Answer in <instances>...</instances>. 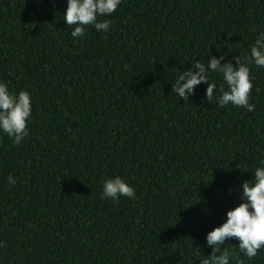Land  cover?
I'll use <instances>...</instances> for the list:
<instances>
[{"label":"trees","instance_id":"1","mask_svg":"<svg viewBox=\"0 0 264 264\" xmlns=\"http://www.w3.org/2000/svg\"><path fill=\"white\" fill-rule=\"evenodd\" d=\"M66 8L0 0V80L32 100L25 140L0 134V264H201L264 166V68L244 60L252 112L208 103L205 83L185 103L172 84L195 60L248 56L264 0H122L99 18L109 32L75 40ZM115 175L135 199H101ZM225 243L230 264H264V248L250 260Z\"/></svg>","mask_w":264,"mask_h":264},{"label":"clouds","instance_id":"2","mask_svg":"<svg viewBox=\"0 0 264 264\" xmlns=\"http://www.w3.org/2000/svg\"><path fill=\"white\" fill-rule=\"evenodd\" d=\"M122 0H67V8L63 13L64 21L72 28V38H84L89 26L97 31H110L111 20H100L114 14ZM226 55L208 56L207 63L195 60L191 68L180 72L176 83L172 84V93L182 98L185 103L195 94L196 86L207 84L206 101L211 103L215 98L218 106L227 107L229 104L242 107L252 112L255 105L250 103V93L253 88L250 67L244 60L264 68V32L259 33L255 43L250 47V54L246 57H233L231 61L222 63ZM218 73L227 90L221 85L210 81L209 74ZM219 91V95L215 93ZM32 116L31 94L26 90L11 91L8 83L0 80V134L11 138L16 145H20L28 136V121ZM264 165V161H261ZM250 182L242 185L241 202L226 212V220L206 235V244L212 249L211 255L205 257L201 264H230L233 254L226 246V241L232 238L238 240L239 252L248 259H253L264 248V166L257 167ZM7 183L15 185L16 178L9 174ZM121 197L136 198V189L119 175L106 178L102 184L101 199L119 202ZM218 253V254H217ZM237 264H243L238 260Z\"/></svg>","mask_w":264,"mask_h":264}]
</instances>
